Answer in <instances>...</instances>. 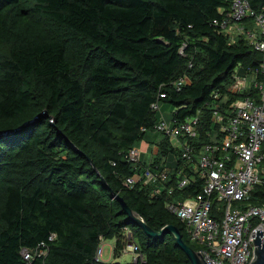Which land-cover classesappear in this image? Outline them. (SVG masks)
I'll use <instances>...</instances> for the list:
<instances>
[{
  "label": "trees",
  "instance_id": "16d2710c",
  "mask_svg": "<svg viewBox=\"0 0 264 264\" xmlns=\"http://www.w3.org/2000/svg\"><path fill=\"white\" fill-rule=\"evenodd\" d=\"M232 1L0 0V264H191L172 234L147 236L114 195L151 229L174 225L198 249L165 204L200 185L177 188L182 150L154 127L196 117L189 143L198 154L223 138L214 112L226 120L232 101L258 99L252 86L229 88L235 69L262 79L264 50L248 32L263 41L264 33L248 27L264 16V0H247L241 34L213 22ZM161 102L171 106L166 116ZM141 142L156 153L131 162L128 152ZM147 166L170 171L162 181L143 184L141 176L124 185ZM262 202L264 185L254 186L247 203ZM219 207L214 200L215 220ZM125 228L143 261L96 262L100 237L114 239L119 256Z\"/></svg>",
  "mask_w": 264,
  "mask_h": 264
},
{
  "label": "built area",
  "instance_id": "2783aa9c",
  "mask_svg": "<svg viewBox=\"0 0 264 264\" xmlns=\"http://www.w3.org/2000/svg\"><path fill=\"white\" fill-rule=\"evenodd\" d=\"M231 4L227 17L213 22L229 34H241L245 32L244 26L238 22L248 15L249 4L247 0H233ZM232 21L234 25H230ZM257 24L259 31L264 33L263 15L257 16ZM248 36L256 50H264V41L258 39L254 32H248ZM259 70L261 80L255 77L250 80L248 74H239L238 69L234 70L229 90L237 93L252 86L258 89L259 97L257 100L243 97L232 101L226 120L214 112L213 120L223 138L203 144L198 154L195 153L194 143H189L190 138L197 136L196 117L175 125L161 120L154 127L172 141L174 148L182 150L179 158L185 164L177 172L181 175L177 188L191 183L200 185V191L194 196L166 202L165 206L184 222L190 240L198 246L195 251L206 264H249L254 256L252 239H255L257 230L263 231L258 238L261 242L264 240V202L261 205L247 203L254 186L264 185V63L260 64ZM180 82H184L183 78ZM158 96L164 97V94L159 93ZM151 106L157 109L155 102ZM139 155L138 147L128 152L129 160L134 163L139 160ZM169 171V168L158 171L147 166L142 175L134 174L123 183L131 187L141 176L143 184L162 181ZM161 188H153L152 193L159 195ZM172 191L169 189L168 193ZM214 200L220 203L219 220L210 214ZM109 241H113V252L115 240L99 238L94 253L96 262H110L102 258L104 247H111ZM112 252L110 257H113ZM125 253L131 255L130 262H142L144 259L128 228L124 229V246L120 250V254ZM23 254L26 259L30 258L26 251Z\"/></svg>",
  "mask_w": 264,
  "mask_h": 264
},
{
  "label": "water",
  "instance_id": "95a60500",
  "mask_svg": "<svg viewBox=\"0 0 264 264\" xmlns=\"http://www.w3.org/2000/svg\"><path fill=\"white\" fill-rule=\"evenodd\" d=\"M114 196L120 202L123 211L127 214L129 219L136 222L147 236L152 238H159L165 235L166 233H170L174 237L181 250L186 254L191 264H206L203 258L199 255V253H197L194 249H192L183 242L179 231L174 225L166 224L159 230H153L146 224V222L140 216H138L127 206V204L123 201L121 197L117 195ZM262 232L263 231L261 230H257L255 239H252L254 246V256L252 257V260L249 264H264V240L261 242V238H258V236H262Z\"/></svg>",
  "mask_w": 264,
  "mask_h": 264
},
{
  "label": "rangeland",
  "instance_id": "374dc122",
  "mask_svg": "<svg viewBox=\"0 0 264 264\" xmlns=\"http://www.w3.org/2000/svg\"><path fill=\"white\" fill-rule=\"evenodd\" d=\"M248 28L252 29V30H256L258 31L259 28L258 26H256V24L250 25ZM161 107V111L163 113L164 116H166V114L168 113L169 107L167 104L165 105L164 103L161 102L160 104ZM138 147L142 148V151L144 152L143 149L147 150L150 148L149 144H144L143 142L138 144ZM146 151V152H147ZM109 244L111 245V247L105 246L104 247V254H103V260L105 261H118V262H130L132 260L131 255L128 253L125 254H120V256L114 258V257H110V254L112 252V245H113V241H109Z\"/></svg>",
  "mask_w": 264,
  "mask_h": 264
},
{
  "label": "crops",
  "instance_id": "0c3cea01",
  "mask_svg": "<svg viewBox=\"0 0 264 264\" xmlns=\"http://www.w3.org/2000/svg\"><path fill=\"white\" fill-rule=\"evenodd\" d=\"M144 144H147L145 142H143ZM149 144V143H148ZM150 145V144H149ZM154 145V144H153ZM140 148V147H139ZM144 152L142 151V148H140V155H139V159L141 161H148L150 158H151V155L155 154L156 153V147L154 146H151L150 145V148L147 150L143 149ZM147 151V152H146Z\"/></svg>",
  "mask_w": 264,
  "mask_h": 264
},
{
  "label": "clouds",
  "instance_id": "9594fccd",
  "mask_svg": "<svg viewBox=\"0 0 264 264\" xmlns=\"http://www.w3.org/2000/svg\"><path fill=\"white\" fill-rule=\"evenodd\" d=\"M139 148V147H138ZM140 149V148H139Z\"/></svg>",
  "mask_w": 264,
  "mask_h": 264
}]
</instances>
